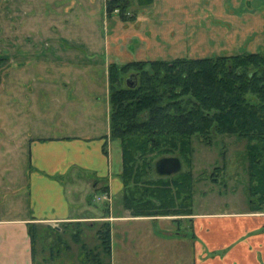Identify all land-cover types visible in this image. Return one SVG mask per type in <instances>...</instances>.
<instances>
[{"label": "crops", "instance_id": "crops-1", "mask_svg": "<svg viewBox=\"0 0 264 264\" xmlns=\"http://www.w3.org/2000/svg\"><path fill=\"white\" fill-rule=\"evenodd\" d=\"M147 1L141 6L140 0H135L129 24L115 20L125 35L115 42L121 44L116 49H110L112 42L105 41L108 62L123 63L129 56L147 61L187 55L188 45L181 44L186 41V19L176 13L186 10V0ZM205 4L206 14L210 11L217 18L211 20L210 16L211 22L201 25L198 37L202 57L264 49V2L260 9L253 0L242 5L241 0H205ZM162 9L169 12L168 16ZM148 11L156 12L154 18L150 12L144 14ZM163 19L168 31L161 28ZM167 36L171 38L166 41ZM132 42L136 46L129 48ZM46 71L43 69L41 75L51 72ZM60 75L68 78L73 90L72 98L66 94L63 98L73 99L72 103L78 100L81 108L87 107L85 117L91 125L72 121L69 132L61 127L57 134L23 131L7 140L0 137V264H35L31 224L58 228L81 222L92 230L94 223L101 221L110 224V264H264V212L223 210L148 217L132 216L121 205L112 209L114 189L116 193L123 189L122 153L119 140L109 135L107 71L101 79L90 67L59 68L50 76ZM10 118L15 117L11 115L7 121ZM103 180L106 182L100 183ZM24 187L27 191L17 195V189ZM90 187L110 196V203L103 199V206L91 209L87 199ZM177 224L184 228H177Z\"/></svg>", "mask_w": 264, "mask_h": 264}, {"label": "trees", "instance_id": "trees-1", "mask_svg": "<svg viewBox=\"0 0 264 264\" xmlns=\"http://www.w3.org/2000/svg\"><path fill=\"white\" fill-rule=\"evenodd\" d=\"M126 0H107L108 15L118 9L126 19ZM138 71L135 88L124 84L129 71ZM109 135L122 153L123 189L116 202L132 216H189L192 213V171L159 176L155 162L178 156L191 166L192 138L210 143V136L245 140L249 176V208L264 212V49L228 56L110 63L107 67ZM104 187V190H106ZM79 224L29 226L35 264H55L61 249L79 244V264H110V224L96 222V244L81 242ZM71 230V231H70ZM48 255L45 256V252ZM41 257L42 261H40Z\"/></svg>", "mask_w": 264, "mask_h": 264}, {"label": "rangeland", "instance_id": "rangeland-1", "mask_svg": "<svg viewBox=\"0 0 264 264\" xmlns=\"http://www.w3.org/2000/svg\"><path fill=\"white\" fill-rule=\"evenodd\" d=\"M105 1L0 0L1 138L7 140L10 136L17 137L23 131L32 135L57 134L61 131V127L63 131L69 132L73 127L70 124L72 121L89 123L82 126L91 125L86 119L87 107L81 108L78 100L72 103L73 99L63 98V94L72 98L73 90L68 78L62 75H50H53L54 71H59V68L64 70L72 67H90L96 71L98 79L105 76L108 65L112 63L107 61L108 52L105 48L108 46L110 49L111 47L119 48L121 44L116 45L115 42L122 38L119 36L125 35L122 32L123 27L114 24L118 14L114 11L108 15ZM126 1H129L130 6L135 5V0ZM189 1H183L186 4L185 11L176 12L186 19V41L182 40L181 44L188 45L185 57H202L200 52L203 45L199 42L198 33L201 25L216 20L217 17L210 11L206 14L205 9L208 7L205 6V0H191V3ZM200 1L201 4H199ZM246 1L241 0V5ZM140 2L144 3H140L141 6H145L149 1L140 0ZM263 2L264 0H253V4L258 9ZM164 3L167 4L166 1ZM229 3L233 4V1ZM226 5L224 4L223 7ZM131 9L132 7L128 9V13H132L133 9ZM163 11L166 12L165 16H168L169 12L162 9L161 12ZM149 12L154 18L156 14L154 11L144 14L147 16ZM174 14L172 12V18ZM129 21L131 20L127 21L128 24ZM166 26L163 19L161 28L168 31ZM170 38L171 36H167L166 41ZM174 39L178 40L177 32ZM108 40L112 43L106 46L105 41L108 42ZM135 46L136 43L132 42L128 47ZM127 60L133 59L129 56L125 61ZM43 69L45 72L46 70L51 72L46 74L47 76H42ZM12 70L16 72L13 73ZM11 115L16 119L10 118V121H7ZM209 140L210 143H206L194 136L191 140L193 148L191 166L182 163V171L190 169L193 178L196 179L191 213L250 209L249 190L247 191L249 176L243 156L245 140L221 134L210 136ZM1 143H3L2 140ZM105 182L103 180L100 183ZM96 188L90 187L87 197L92 203H90L91 209H97L105 202L102 199V191ZM25 191L27 188L24 187L17 189L16 192L20 195ZM113 193L118 200L121 193H116L115 189ZM97 197L100 200H97ZM111 203L112 209L115 205H119L114 200ZM190 226L188 222V229ZM79 228L81 242L92 248L97 243L95 228L90 230L83 224ZM177 228L184 227L177 224ZM63 237L71 245V249L66 252L60 246L61 256L55 264H79L77 258L79 244L71 241L69 232ZM44 255L47 256L48 251Z\"/></svg>", "mask_w": 264, "mask_h": 264}, {"label": "water", "instance_id": "water-1", "mask_svg": "<svg viewBox=\"0 0 264 264\" xmlns=\"http://www.w3.org/2000/svg\"><path fill=\"white\" fill-rule=\"evenodd\" d=\"M126 83L129 87L135 86V82L130 83L129 80ZM154 168L159 176H171L179 173L183 164L178 156H164L156 160Z\"/></svg>", "mask_w": 264, "mask_h": 264}, {"label": "flooded vegetation", "instance_id": "flooded-vegetation-1", "mask_svg": "<svg viewBox=\"0 0 264 264\" xmlns=\"http://www.w3.org/2000/svg\"><path fill=\"white\" fill-rule=\"evenodd\" d=\"M107 1V0H106ZM106 1H105V3H106ZM132 6V5H131ZM131 6H129L128 7V9L131 7ZM126 10V19H123V18H121L119 15H118V19L119 20H132L131 18H132V16H133V14H131V13H128V11L129 10ZM115 12H116V14H118V9H115L114 10ZM262 51V50H261ZM259 52V51H258ZM251 53V52H250ZM186 58H191V57H186ZM132 61H138V60H131V61H127V62H132ZM140 61V60H139ZM141 61H144V60H141ZM146 61V60H145ZM127 80H129V82L130 83H134L135 82V86H133V87H129L128 85H127V83H126V81ZM138 80H139V72L138 71H134V70H132V71H129L126 75H125V77H124V84H125V86L126 87H128V88H135L136 86H137V84H138Z\"/></svg>", "mask_w": 264, "mask_h": 264}, {"label": "built area", "instance_id": "built-area-1", "mask_svg": "<svg viewBox=\"0 0 264 264\" xmlns=\"http://www.w3.org/2000/svg\"><path fill=\"white\" fill-rule=\"evenodd\" d=\"M102 199H104V200L107 201L108 203H110V201H111L110 196H107V195H103V196H102Z\"/></svg>", "mask_w": 264, "mask_h": 264}]
</instances>
